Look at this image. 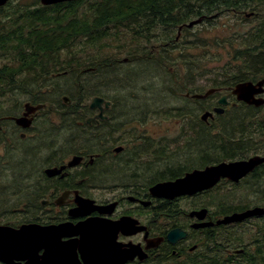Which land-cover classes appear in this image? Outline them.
<instances>
[{"label":"flooded vegetation","instance_id":"flooded-vegetation-1","mask_svg":"<svg viewBox=\"0 0 264 264\" xmlns=\"http://www.w3.org/2000/svg\"><path fill=\"white\" fill-rule=\"evenodd\" d=\"M39 1L40 0H35L33 5L40 3ZM23 2V0H7L0 6V14L2 16L4 15L2 20L8 22V25H5L6 30L9 27L10 20L14 17V11H18V9L23 6ZM9 7H13V9L11 11L7 10L3 14L4 10ZM22 16L23 15L18 14L17 17L21 20ZM201 17L202 20L196 25L216 16L203 15ZM2 24L3 23H0V26ZM161 27L165 26L161 25ZM192 27H187L186 22L178 24L175 40L183 36L185 31H188ZM17 43L18 41L15 40H0V68H3V70L0 71V77L4 79V82L0 84V89L5 90L2 86L7 85L10 87V90H12V97L7 95L0 103V165L2 161H4L2 156L6 151L9 150L12 152L15 146L18 148L20 144L39 139L48 129L60 132L66 131L73 126L84 128L87 129V134L100 142V145L95 151L89 150L86 146H82L83 148H76L75 150L71 146L52 148L53 150L49 153L44 164L32 174L34 179H26L32 181L28 184L30 185L29 187L33 188V200L28 202L27 198L21 196L12 209L11 213L13 215L3 220L0 218V226L18 229L22 225H36L38 227H58L65 225L66 231L64 230V232L59 233L60 242L75 241L79 243L81 236L79 234H81V231L79 233L74 232L78 227L75 229L72 227L85 223L88 220H94L95 222L91 227L90 234L94 236V238H96V236L101 238L104 234V229H106L105 225L111 226L114 222L124 219L128 220L131 225L126 229L123 228V230L120 228L114 231L112 230L113 243L123 249H130L131 247L136 248L139 246L142 252L146 254V257L144 259H139L138 255H132L130 252L128 254L129 257L121 264H153L164 259V257L178 260L197 258L199 254L198 249L202 241L201 238L205 237L204 231L207 229L225 226V229L230 231L253 220H264L263 215L260 217L248 218L242 222L229 223L226 225H211L202 228L195 227L194 225L201 223V221L198 220L196 216L189 215L193 210L205 208L201 206V203L192 202L201 194H206L221 185H227L229 188H233L244 182L247 184L252 180H256V176L260 178L264 171V162L254 167L252 171L237 182L221 178L218 184L215 185L216 187L214 186L213 188L202 192H196L192 195L180 196L173 199L155 197L151 194L150 188L156 183L174 180L183 176L188 171L202 169L208 165L217 164L218 162H216L215 159L208 160L210 163H204L206 161L201 163L199 162L200 157H198L199 163L190 164L188 167L182 169L183 172L181 175L175 177L165 176L169 169V166H166L168 151L165 150V145L163 144L165 139L164 133L167 131V126H163L165 122H161L160 124L161 127L158 130V132H160L159 136H152V131L149 127L152 125L146 124L147 120L145 115L117 122L120 113L117 112V105L113 101V96L110 97L101 93L102 95L99 96L104 99V102L95 107H90V101L86 107H82L81 103L62 101L55 105L43 103L40 109L33 110V107L40 104L39 95L33 90L34 93H27V96L22 95L18 100L16 99L14 102H11L16 96V94H13L14 91L16 92L17 90V92H21L22 90V92L26 93L24 81L19 78L24 73V57L15 53L14 48H10ZM161 46L166 45L155 44L152 48L158 49L161 48ZM12 52H14L16 57L13 54L11 55ZM8 59L12 61L17 59V62L21 63L17 71L8 70L6 64L3 63ZM125 60H127V58H124V61ZM15 77L18 79L17 82L13 79ZM9 78H11L12 81L6 82ZM230 92L231 91L227 88L216 87L212 94L201 99L193 97L196 93L195 91L190 92L188 90L185 92V98L193 99L194 102L192 103L195 104V101L205 103L202 104L200 102L198 103L199 105H196V110L200 113L198 118L185 121V126L188 129L183 131L182 139L186 144L182 143V146L184 144V147H187V145L189 146L199 139V135L192 134L195 129L201 128V125L204 129L215 132L216 126L222 122V120L218 118L228 112L229 107L241 106L251 108L253 111V108H255V116L260 115V111L264 110V105L256 107L243 101H238ZM94 96L97 95H93L92 97ZM222 96H226L227 101V104L223 107V113H214L212 118L208 117L206 120H202V113L206 111L213 112V108L219 105L218 100ZM256 96L264 97V93ZM233 99L235 101H233ZM80 109H83V111H80ZM47 113L53 114V117L48 115V117H50L48 120L50 123L49 126L46 125L44 121L38 122L39 117ZM20 117H25L26 119L20 123L17 121V118ZM246 120L250 125L256 122L255 119ZM25 123H27V125H25ZM124 127H130V130ZM256 132L257 130L252 131V136H258V138L263 137ZM186 136L188 138H186ZM62 140V138H59V142H62ZM244 140L248 141V139ZM256 141L257 144L254 145L257 147L253 145L254 148L247 145L251 149L242 150L238 153L240 154L238 157L222 161L246 160L255 155L264 156V153L260 151V148L263 146L260 147L259 140H254V142ZM206 154L207 153L204 155ZM75 156L78 157V160L72 165L71 162ZM157 161H161L160 168H158L159 165H157ZM194 161L195 160L182 161V163H191ZM121 163H131L135 168L134 171L129 175H125L122 180L116 178L109 180L106 178V173L111 174L109 177L118 176L120 173L118 165ZM153 167L155 169H153ZM139 170H141V172H139ZM21 176H23V174ZM98 180L100 182H98ZM184 199H191L192 205L190 206L189 203L181 205ZM262 203L263 202L259 201V199L252 200L250 204H247V206H244L242 209L236 208L235 210L240 212L250 207H264ZM183 208H186L187 211H184ZM232 212L235 211L231 209L226 214ZM221 216L220 214H212L210 209L207 208L204 221H212L214 224ZM174 228L183 231L185 236L175 243H170L166 239V234ZM153 238H161V241L154 248L147 247L148 242ZM94 243L96 242H92L91 244L93 245ZM98 243V245H101L103 241L101 242L98 240ZM239 248L240 249L236 248L230 250V252L228 250L227 254L232 259H236L233 255H238L243 251L241 247ZM42 252L43 250L39 249L37 253L41 255ZM76 255L80 264H82L83 261L78 247L76 248ZM15 263L23 264L24 261L20 260ZM0 264L5 263L0 261Z\"/></svg>","mask_w":264,"mask_h":264},{"label":"rangeland","instance_id":"rangeland-1","mask_svg":"<svg viewBox=\"0 0 264 264\" xmlns=\"http://www.w3.org/2000/svg\"><path fill=\"white\" fill-rule=\"evenodd\" d=\"M23 1V6L30 8L35 0ZM89 1L92 0H84L81 4L84 3V6H86ZM12 9L13 7H9L4 10L3 14L7 10L11 11ZM219 12L220 13L213 12L208 14L207 16L213 15L216 17L209 18L207 21L193 26L188 31H185V34L178 38L179 40L177 38L175 40L177 33V25H175V27H172L171 29L172 39H170L168 44H165L166 41L162 39L163 31L160 29L153 32L151 42L144 41V37H137L136 39V35L132 32L124 31V34L127 35H123V32L119 31V35L115 40L109 39L102 40L100 43L98 42L100 44V47L98 46L99 50L96 46H88L86 43L87 40L84 38L74 40L71 42L70 48L61 49L59 51L58 57L60 64L56 67L57 71L55 76H46L44 79H40V74L36 73V75L38 74L40 83L39 88L43 90L39 91V93L41 92L38 96L40 103L55 105L61 103L63 101L62 98L65 95L70 98V102H73V99L77 101L79 100V96L82 95L81 106L86 107L90 98L93 96L91 95V90L97 88L99 90L96 92L117 98L116 103L120 110V115L118 116L120 117L119 119H133L136 116L141 117L145 115L147 120L146 124L152 125L149 126L152 131V136L160 135V132H158L161 127L160 124L161 122H165L163 123V126H167V131L164 133L165 139L163 144L165 145V150L168 151V160L166 161V166L169 165L168 170L171 171L178 164H183L184 162L182 163V161L195 160L197 153L210 151V145L206 141L198 139L195 143L184 147V144L186 143H184V140L182 139L183 131L188 129L185 126V121H190V119H196L199 117L200 113L197 112L196 105H199L198 103L201 102L195 101L194 104L192 103L194 102L193 99H186L184 94L190 89V92H203L210 87L216 86L215 84H222L227 74L240 67V58L236 56L235 52L238 49H243L245 33L257 24L253 17L244 14L245 12H248L247 10L241 14L232 13L231 11ZM3 16L0 14V20H2ZM12 20L21 22L17 16L12 17ZM2 22L3 24L0 27L5 29V25H8V22L6 20H2ZM127 37L132 38L133 40L135 39V41L129 44L132 48L136 47L135 42H143L144 45L140 46L142 48H139L144 51V53L142 52L141 54L148 58L140 57L136 55V53L129 54V52L123 49V46L126 43L125 40H128ZM170 42L172 44L176 43L173 46H170ZM82 43H84V46ZM117 44L120 48L117 47ZM155 44H164L166 46L164 47V50L161 48H152ZM20 48L24 47L21 46ZM81 48L85 55L101 53L108 58L111 57L110 62H103V64L108 65L106 68L109 72L93 78V76L97 75L99 72H96L95 75L91 74V72H84L80 75L79 72L73 71L72 68L78 67L77 64L74 63L75 58L71 53L74 52L77 54L82 52ZM17 51L18 50H15V52ZM20 51L23 50L21 49L18 52ZM12 54L14 55V52H12L11 55ZM124 58H127L128 60L124 61ZM145 61H148L149 63H144ZM3 63L6 64L9 71H17L21 66V63L17 62V59L13 61L8 59ZM64 63H70L71 65H64ZM94 64L90 63L89 67L95 66ZM23 72L24 73L19 78L25 82L24 85L28 82L27 87L37 91V89H35L37 87V81L33 79L32 73L25 72L24 68ZM162 73L167 76V78H170L171 84L169 78L168 81L163 78ZM2 87L5 88L6 91L0 89V103L7 95L12 97V90H10V87L7 85ZM13 94H16V96L11 102H14L16 99L18 100L22 95L25 96L26 93L22 92V90L21 92H17L16 90ZM75 101L74 103H76ZM113 101L115 103L114 99ZM233 101L235 100L233 99ZM201 103L203 104L205 102ZM240 108L243 107H229L226 115L219 118H231L229 115L235 111L240 113L242 110ZM48 115L53 117V114L47 113L46 115L39 117L38 122L44 121L46 125L49 126L50 123L48 120L50 117H48ZM234 116L241 118L239 115H233L232 119H235ZM125 129L130 130V127H126ZM72 133H74L72 135V139L74 140H71L68 137L69 134L71 135ZM54 134L55 135L52 134L49 139L45 140L46 142L44 143H54L60 137H64L66 144H72L74 147L77 145V143H75L77 138L81 143H92L89 144L92 145L90 146L92 148L98 149L100 145V142H95V140L91 139L89 135H82L78 130L76 133L71 127L66 131L64 130ZM76 136L77 138L75 139ZM254 137L255 138H252L251 141H245L243 139V144L257 147L254 145L257 144V141L254 142V140L257 139L259 140L260 147L263 146L260 148V151L261 153H264V136L261 138H258V136ZM186 138L188 137L186 136ZM182 143H184L183 146ZM43 150L44 149H41V151ZM30 152L31 155H28L26 158L29 165L23 167L26 170L24 169L23 176H20L25 180L30 178L34 179L32 175L33 170L37 169L38 164V159L36 158L37 152L33 150ZM2 159L4 161H2V164L0 165V187L2 185H7V181L9 182L13 177H16L17 180L19 173H22L17 170L20 168L19 165H17V162L20 159L17 150L13 155H11V151H6L2 156ZM156 163L159 165L158 168H160L161 161H157ZM118 167L120 168L118 176L109 177V175H106V178L109 180L114 178L122 180L125 175H129L135 169L131 163H121ZM23 168L21 167L20 169ZM139 172H141V170H139ZM258 180L259 181L256 182L259 184L260 189H262V193H257L252 185H250L251 187L248 185L250 188H245L246 182L233 188H229L227 185H221L206 194H201L199 197H196L194 201L191 199H184L182 200L181 205L189 203L191 206L192 201L197 202L198 204L205 203L207 204L206 208H209L210 210H221L218 207L220 204L223 206H226V204L231 206L246 205L250 204L252 200L258 199L259 201H262V204L264 205V177H262V179L258 178ZM98 182L100 181L98 180ZM0 193V218L3 220L13 215L11 213L13 209L12 207L13 205L15 206L17 201H12L9 206L4 205V201L7 200V198H11L10 190H6V192L3 190L0 191ZM183 209L184 211H187L186 208ZM257 224L262 226L264 220H253L226 233L221 232L220 234L223 236L217 233V241L219 242L222 241V239H226L227 241H230V243H242L243 245H246V243L252 241L253 236L256 235L255 232L258 228ZM243 245L236 246L235 248H243ZM201 249L202 247L198 249V252Z\"/></svg>","mask_w":264,"mask_h":264},{"label":"trees","instance_id":"trees-1","mask_svg":"<svg viewBox=\"0 0 264 264\" xmlns=\"http://www.w3.org/2000/svg\"><path fill=\"white\" fill-rule=\"evenodd\" d=\"M82 1L84 2V0H75L49 6H43L37 3L36 5L32 4V7L30 8L21 6L18 11H14V17L18 16V14L23 15L21 22L10 20L7 30L0 27V40L4 41L8 39L18 41L17 44L10 48H14L18 51L21 49L23 50L15 53L24 57V71L32 73L33 79L38 82H36L37 95H40V90L43 91L39 88L40 83L38 74H40V79H44L46 76H55L57 71L56 67L60 64L58 57L59 51L61 49L70 48L71 42L76 39L80 40L84 38L87 40L86 43L88 46H96L99 50V43L102 40H115L119 35V31H122L123 35H127L124 34V31L132 32L136 35V39L137 37H144V41L151 42L153 32L160 29L163 31L162 39L164 41L166 40V43L168 44L170 39H172L171 29L172 27H175V25L186 22L193 17L197 18L203 15L207 16L213 12L220 13L219 11H231L232 13L241 14L247 10L250 13L249 17H253L257 24L245 33L243 49H238L235 52L236 56L240 58V67L227 74L222 84H218L219 86L215 84L216 86L214 87H223L230 90L231 87L239 82L245 80L255 81L264 77V0H92L89 1L86 6H84V3L81 4ZM244 14L246 15V13ZM0 23L3 22L0 21ZM161 25L165 27H161ZM127 38L128 40H125L126 43L124 44L123 49L129 52V54L136 53V55L140 57H147L141 54L142 52L144 53V51L140 49L142 48L140 46L144 45L143 42H135L136 47L132 48L129 44L135 41V39L133 40L132 38ZM174 44L170 42L169 45L173 46ZM82 45L84 46V43H82ZM21 46L24 48H20ZM117 47L120 48L118 44ZM164 47L165 46H161V49L164 50ZM71 55L75 58L74 63H76L78 67L72 68V70L79 72L80 75L84 72H91L93 75H95L96 72H99L97 75L93 76V78H95L96 76L109 72L106 68L108 65L103 64V62H110L111 57L108 58L106 55L101 53L85 55L83 51L77 54L72 52ZM90 63H95V66L89 67ZM144 63L149 62L145 61ZM64 65L71 64L64 63ZM1 70H3V68H0V71ZM36 73L38 74L36 75ZM162 75L163 78L168 81L169 77L167 78V76L163 73ZM13 79L15 82L18 81L16 77ZM11 81L12 79L9 78L6 82ZM3 82L4 79L0 77V84ZM26 83L27 84L24 85L26 90L25 96H27V93H34L33 89L27 87L28 82ZM96 89L97 88L91 90V95H102L101 93L96 92L99 90ZM81 97L82 95L79 96V100L77 101L73 99V103L74 101L76 103H81ZM116 99L117 98L114 97L115 103ZM116 105L117 112L120 113L118 104L116 103ZM245 108L246 107L240 108L242 109L240 113L235 111L230 114L229 116H231V118H218L222 120V122L217 125L215 132L204 129L202 125L201 128L199 127L195 129L192 135H199V139L201 141H206L210 145V151L197 153V159H195L194 162L178 164L171 171L168 170V173L165 176L175 177L181 175L183 172L182 169L193 163L197 164L204 161H206L204 163H210L208 160L215 159L216 162L228 160L238 157V153L242 150L251 149L247 145L243 144V139L251 141L252 138H255L251 134L254 130H257L256 133L258 135L264 136V110L260 111V115L255 116V108H253L254 111L251 108ZM80 111H83V109H80ZM226 113L224 115H226ZM233 115H239L241 118L234 116L235 119H232ZM119 118L120 117H118V119ZM126 119L129 120V118H124L117 120V122L126 121ZM246 119H255L256 122L250 125ZM72 129L76 133L78 130L82 135H89L86 133L87 129L79 128L77 126H73ZM54 133L58 132L48 129L47 132L43 133L39 139L20 144L18 148L15 146L11 155H13V153L17 150V153L20 156L17 165H19L20 168L29 165L26 158L28 155H31V150L37 152L36 158L38 159L37 169L33 170V174L44 164L49 153L56 147L71 146L75 150L76 148L86 146L91 151L97 150V148L90 147L92 145L89 144L92 143L79 142L80 140H78L77 136L75 137V139L77 138L75 142L77 145L75 147L72 146V144H66L64 137H60L63 139L62 142H59L58 139L53 144L52 142L50 144L48 142L44 143L46 142L45 140L49 139L52 134L55 135ZM73 134L74 133L70 135L71 137L68 136L69 139L74 140L72 139ZM89 136L91 137V135ZM91 139L98 142V140L93 137H91ZM39 144L40 146L37 148ZM41 149L44 150L41 151ZM205 153L207 154L204 155ZM198 157H200L199 162ZM20 168L17 170L22 173H19L17 180L16 177H13L9 180V182L7 181V185H2L0 187V191L4 190L6 192V190H10L11 194V198H7V200L3 203L4 205L9 206L12 201L16 202L21 196L27 198L28 202L33 200V188L29 187L30 185L28 184L32 181L25 180L20 177L24 173L23 170L25 169ZM153 169L155 168L153 167ZM262 173L263 174H261L260 177L261 179L264 177V171ZM106 175L111 174L106 173ZM256 177L257 179L255 178L256 180H252L250 183H247L245 188H250V185H252L257 193H262V189H260L259 184L256 182L259 181V176ZM246 205L231 206L226 204V206H223L220 204L218 207L221 210L210 211L212 214H220L223 216L231 209L236 211V208L242 209ZM201 206L207 207V204L201 203ZM14 207L15 206L13 205L12 208ZM257 227V231L255 232L256 235L253 236V240L248 241L246 245H243L242 243H230V241H227L226 239H222V241L218 242L216 238L217 233L220 234L221 232H228L225 229V226L207 229L204 231L205 237L201 238L202 242L199 247H202V249L199 251L197 258L178 260L164 257V259H161L154 264H264V224L262 226L257 224ZM242 245L243 251L238 255H233V257L235 256L237 260L232 259L227 254L229 249Z\"/></svg>","mask_w":264,"mask_h":264},{"label":"water","instance_id":"water-1","mask_svg":"<svg viewBox=\"0 0 264 264\" xmlns=\"http://www.w3.org/2000/svg\"><path fill=\"white\" fill-rule=\"evenodd\" d=\"M6 1L7 0H0V6ZM67 1L73 0H40V3L42 5H53ZM246 16L249 15L246 14ZM200 21L201 18H197L190 21L187 26L190 27ZM213 91L214 89H208L204 94H194L193 97L204 98L213 93ZM263 93L264 78L259 79L256 82H239L231 89V94L235 95L237 100L244 101L245 103L256 107L264 104V97L256 96ZM63 100L68 101L66 96L63 97ZM102 102H104L102 98L95 96L90 101V107L98 106ZM105 102L109 103L107 101ZM218 104L220 106L214 107L213 111L217 114H221L224 111L222 106L227 104L226 96H222L218 100ZM41 107V104L36 105L33 107V110ZM211 115L212 113L206 112L202 115V118L205 119L207 116ZM25 119V117H20L17 118V121L22 123ZM25 125H27V123H25ZM77 158L78 157L76 156L73 157L71 162L72 165L76 163L78 160ZM263 162L264 156L259 155L252 156L246 160L219 162L215 165H208L203 169H194L186 172L182 177H178L174 180L156 183L150 188V192L155 197L166 199H173L182 195H192L196 192L213 187L221 178H227L228 180L237 182L247 173L252 171L254 167ZM206 213V208L190 212V216H196L197 219L201 221V223L195 224V227L203 228L213 225L212 221H204ZM262 215H264V207L256 206L240 212H233L231 214L224 215L222 218L218 219L215 224L219 225L241 222L247 218ZM125 221L128 220L121 219L114 222L111 226L105 225L106 229H104L103 238H98L99 236L94 238V236H91L90 231L91 227L94 225V220H88L85 223L78 224L72 228L75 229L78 227V229L76 228V231L74 230V232L79 233L81 231V234H79L81 235L79 243H76L75 241V243L72 241L60 242L59 233L64 232L66 229L65 225L58 227L22 225L18 229L0 226V261L5 264H21L15 263L20 260L24 261L23 264H80L76 255L77 247L83 261L82 264H121L129 257L128 254L130 252L132 255H138L139 259H144L146 254L142 252L139 246L136 248L131 247L130 249H123L113 243L112 235L114 230L118 228L123 230V228L126 229L128 226L130 227L131 223L129 221ZM184 236L185 233L183 231L178 228H174L166 234V239L170 243H175ZM98 240L101 242L103 241V244L98 245ZM160 241L161 238L150 239L147 247L154 248ZM92 242L96 243L92 245ZM39 249L43 250L41 255H38L37 253Z\"/></svg>","mask_w":264,"mask_h":264},{"label":"bare ground","instance_id":"bare-ground-1","mask_svg":"<svg viewBox=\"0 0 264 264\" xmlns=\"http://www.w3.org/2000/svg\"><path fill=\"white\" fill-rule=\"evenodd\" d=\"M245 13H246V12H245ZM246 14L249 15L250 13L247 12ZM251 14H252V13H251ZM206 112H210V111H206ZM206 112L202 113V115L205 114ZM210 113H212V115H211V116H207L205 119H203V118H202V115H201V119H202V120H206L208 117L212 118V117L214 116V113H213V112H210ZM259 190H260V189H259Z\"/></svg>","mask_w":264,"mask_h":264}]
</instances>
